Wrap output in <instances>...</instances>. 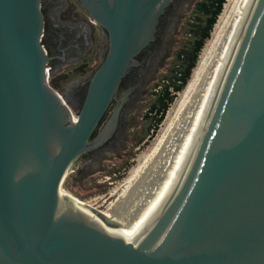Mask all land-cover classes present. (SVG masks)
Masks as SVG:
<instances>
[{
	"label": "water",
	"instance_id": "obj_1",
	"mask_svg": "<svg viewBox=\"0 0 264 264\" xmlns=\"http://www.w3.org/2000/svg\"><path fill=\"white\" fill-rule=\"evenodd\" d=\"M79 1L108 51L75 111L50 84L41 0H0V264H264V0H243L114 221L62 186L117 135L121 85L179 0Z\"/></svg>",
	"mask_w": 264,
	"mask_h": 264
},
{
	"label": "rangeland",
	"instance_id": "obj_2",
	"mask_svg": "<svg viewBox=\"0 0 264 264\" xmlns=\"http://www.w3.org/2000/svg\"><path fill=\"white\" fill-rule=\"evenodd\" d=\"M208 2L210 0H179L176 3V9L172 12L167 26L164 24L161 30L160 45L149 72L124 107L120 129L113 144L104 149L103 156L97 159L95 165L85 168L81 173L82 162L79 161L67 175L62 187L82 202L103 209L113 199L112 192L123 184L131 170L154 144L168 114L172 112L184 90L179 92L157 132H154L156 114L151 112V108L157 102L161 90L181 65L178 53L190 48L194 42V28L197 24L205 25L207 15L202 13L198 6ZM215 27L206 44L212 39ZM49 79L50 84L63 93V85L59 84L53 75H50ZM71 106L77 110L72 104ZM112 109L103 123L113 112Z\"/></svg>",
	"mask_w": 264,
	"mask_h": 264
},
{
	"label": "flooded vegetation",
	"instance_id": "obj_3",
	"mask_svg": "<svg viewBox=\"0 0 264 264\" xmlns=\"http://www.w3.org/2000/svg\"><path fill=\"white\" fill-rule=\"evenodd\" d=\"M41 3L45 19L43 43L50 56L51 75L63 85V93L79 110L85 99L89 79L107 54L108 38L104 29L91 19L79 0H41ZM170 16L164 20L166 26ZM160 41L161 32L157 41L139 54L140 67L123 81L119 92V99L122 100L124 97L120 117L135 89L147 76L150 65L156 57ZM117 105L118 103L114 102L106 116ZM114 140L115 138L102 149L83 156L80 160L82 162L80 172L95 165L97 159L103 156L104 149L113 144Z\"/></svg>",
	"mask_w": 264,
	"mask_h": 264
},
{
	"label": "bare ground",
	"instance_id": "obj_4",
	"mask_svg": "<svg viewBox=\"0 0 264 264\" xmlns=\"http://www.w3.org/2000/svg\"><path fill=\"white\" fill-rule=\"evenodd\" d=\"M242 2L243 0H228L215 27L212 39L204 47L200 61L195 67L188 85L185 87L181 98L173 108L172 112L168 114L165 124L159 132L154 144L131 170L123 184L112 192L111 198L113 199H111V201L102 209L103 213L112 221H114L128 207L163 154ZM61 193L64 197L88 205L79 200L73 194L69 193L63 187Z\"/></svg>",
	"mask_w": 264,
	"mask_h": 264
},
{
	"label": "trees",
	"instance_id": "obj_5",
	"mask_svg": "<svg viewBox=\"0 0 264 264\" xmlns=\"http://www.w3.org/2000/svg\"><path fill=\"white\" fill-rule=\"evenodd\" d=\"M227 0H210L208 3H201L200 11L207 15L205 25L197 24L194 28L195 40L190 46L178 53L181 65L175 70L168 84L164 86L158 95L157 102L152 106L151 112H155L154 132H157L166 115L178 97L179 92L188 85L194 68L197 66L200 54L212 36L218 18L224 10Z\"/></svg>",
	"mask_w": 264,
	"mask_h": 264
}]
</instances>
